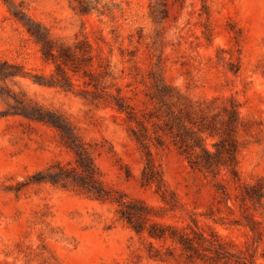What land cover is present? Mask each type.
Instances as JSON below:
<instances>
[{"label":"rangeland","instance_id":"1","mask_svg":"<svg viewBox=\"0 0 264 264\" xmlns=\"http://www.w3.org/2000/svg\"><path fill=\"white\" fill-rule=\"evenodd\" d=\"M81 3L0 0V264H264V0ZM28 25L86 40L93 82L56 73ZM164 86L178 106L237 104V177L193 168L170 135L158 144L156 115L174 102L150 95ZM113 96L149 119V182L137 123ZM39 107L86 147L110 198L49 179L75 154ZM152 224L167 236L137 230Z\"/></svg>","mask_w":264,"mask_h":264},{"label":"trees","instance_id":"2","mask_svg":"<svg viewBox=\"0 0 264 264\" xmlns=\"http://www.w3.org/2000/svg\"><path fill=\"white\" fill-rule=\"evenodd\" d=\"M78 1L83 2V0ZM27 29L41 45L44 58L55 63L56 73L60 74L64 80L69 79L68 71L76 73L83 70L85 76H90L91 81L89 83L93 82V72L85 68L92 58L91 47L86 40H80L74 46H68L58 44L44 32L35 30L29 25ZM53 82L56 83V81ZM150 96L151 99H159L160 102H165V100L174 102L175 93L170 87L164 86ZM113 99L115 100L114 103L112 101L110 103L115 104L118 110L125 112L129 121L137 123L138 128L132 127L131 130L135 140L145 153L146 166L143 174L145 180L149 182L153 180L156 174L152 151L148 143L150 136L145 123V120L149 119L138 117L135 109L123 97L113 96ZM215 101L211 100L205 105L203 103L198 105L180 103L179 106L175 105V102L172 104L165 102L164 105H167L164 111L165 114L156 115L162 120L163 124L160 128L163 133L157 134L155 138L158 144H163V137L170 135L173 143L186 156L190 165L205 174L216 176L224 168L231 175L237 177L238 141L235 133L239 126L238 106L233 101H229L230 103H224L215 111ZM37 109L36 118L56 127L62 140L75 154L74 166L65 167L61 165L59 171L51 175L49 179L56 183H71L79 189L95 193L100 198H110V191L102 185L98 178V168L94 164L90 153L82 143L71 137L68 124L54 112L45 110L42 107ZM208 137L217 138L212 143L213 149L206 142ZM122 214L126 216L128 211L122 209ZM156 227L155 224H152L150 228L139 225L137 230H146L150 236L155 238L167 236L165 227H160L159 231L155 230ZM168 236L177 238L179 242L181 241L190 246V239L176 237L173 232L169 233Z\"/></svg>","mask_w":264,"mask_h":264}]
</instances>
